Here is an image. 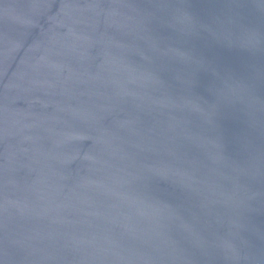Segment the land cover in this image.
Instances as JSON below:
<instances>
[{
  "label": "water",
  "instance_id": "95a60500",
  "mask_svg": "<svg viewBox=\"0 0 264 264\" xmlns=\"http://www.w3.org/2000/svg\"><path fill=\"white\" fill-rule=\"evenodd\" d=\"M0 264H264V0H0Z\"/></svg>",
  "mask_w": 264,
  "mask_h": 264
}]
</instances>
